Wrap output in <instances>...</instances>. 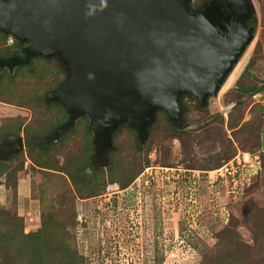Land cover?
I'll list each match as a JSON object with an SVG mask.
<instances>
[{"label":"rangeland","instance_id":"obj_1","mask_svg":"<svg viewBox=\"0 0 264 264\" xmlns=\"http://www.w3.org/2000/svg\"><path fill=\"white\" fill-rule=\"evenodd\" d=\"M252 2L255 7L254 37L230 74V83L222 86L217 97L208 100L204 111L196 109L194 101L185 99L189 107L186 119L190 125L187 129L200 127L197 134L184 144L177 139L152 142L147 154H144L145 149L139 154L120 147V155H114L116 166L119 159L128 164L127 156L132 154L139 166H143V170L126 187L120 188L116 182L108 181L99 194L91 197L77 195L71 172L64 173L61 167L69 165L71 155L83 148L79 145V137L72 139L80 134L81 125L61 144L60 141H53L42 155L32 148V160L26 157L29 149L23 148L7 168L16 181L15 190L0 187V206L5 205L0 207V264L72 263L66 260V251H60L63 249L59 245L60 250H56L50 240L42 243L46 250L42 251L43 257L37 261L21 244L20 231L24 234L36 232L44 213L50 215L52 223L63 221L62 229L74 236L82 264H199L201 261L205 264H264V169L259 161V154L264 153V88L243 100L242 109V121L255 110L261 114L256 132L260 141L258 147L251 151L241 150L239 147L250 144L253 138L245 130L231 136L232 132L224 122L225 107L235 104L226 101L224 93L231 89L256 43L257 60L250 68L253 74H250L248 84H259L262 81L260 78H263L264 0ZM4 41L8 44V39ZM50 68L55 73L54 78L59 79L61 73L56 68ZM24 73L26 71H22L21 79ZM33 76L40 82L36 78L39 77L37 71ZM48 84L42 81L40 87ZM44 94L43 90L39 96L44 97ZM7 101L12 104L3 103L8 106H1L4 109L0 110V123L16 117L25 118L26 122L41 116L50 118L58 108L51 102L44 106L36 105L32 97L18 101L11 96ZM31 103L36 107L32 108ZM220 117L231 147L237 149L233 159L237 156L242 161L239 175L243 183L234 197L222 185H210L203 178L199 179V174H194L193 183L191 179L181 181L182 177L190 178L187 175L202 170L186 168L184 164H196V160L215 157L227 148L225 140L213 127L214 123L220 124ZM45 129L44 126L38 130H31L30 125L27 127L29 135L35 130V142L41 145L46 143L42 138ZM18 136L22 140L26 138L22 131ZM159 144L163 145V150H159ZM165 161L169 166H164ZM90 170L86 169L89 176ZM121 175L122 172L117 171V177ZM61 197L66 198L63 204L59 203ZM7 213L13 219L21 217L22 220L11 222L12 217ZM73 214L74 224L63 218H70Z\"/></svg>","mask_w":264,"mask_h":264},{"label":"water","instance_id":"obj_2","mask_svg":"<svg viewBox=\"0 0 264 264\" xmlns=\"http://www.w3.org/2000/svg\"><path fill=\"white\" fill-rule=\"evenodd\" d=\"M190 1L0 0V32L26 43L0 67L11 72L37 56L61 64L66 77L48 98L67 114L62 130L87 118L102 162L120 125L142 142L156 110L189 128L180 98L189 94L205 107L253 40L252 0H207L197 11ZM23 148L20 136L7 135L0 159Z\"/></svg>","mask_w":264,"mask_h":264},{"label":"trees","instance_id":"obj_3","mask_svg":"<svg viewBox=\"0 0 264 264\" xmlns=\"http://www.w3.org/2000/svg\"><path fill=\"white\" fill-rule=\"evenodd\" d=\"M206 1L207 0H191L189 3V8L192 11H197ZM254 17L255 15H253L246 22V24L248 26H252L253 29L255 25ZM9 38L13 40L12 43L5 44L4 40ZM22 44L23 42H19L14 37L0 32V58L11 55L17 49H19ZM257 48L258 45L256 43L254 50L248 58V61L232 83L231 89L227 90L224 93V98L226 99V101L235 102V104L226 112V116L224 119L225 126L232 132L231 136L234 137L239 131L245 130L247 135L250 138H253L250 144H243V146L239 147L241 150L245 151H251L252 149L258 147L260 143L258 134H256V132L258 131L257 128L259 127L257 122L258 116L261 115L260 112L258 110H255V113H249L248 118L242 121V109L244 107L243 100L248 99L250 96L256 93H260L264 88V73L263 78H260V80L262 81H260L259 84L253 81L252 84H248L250 74H253L250 68L254 66L257 60V55H255V53L257 52ZM45 65L46 68H44ZM50 66L52 68H56L57 71L61 73V77L59 79L54 78L55 73L51 71ZM22 71H26V74L24 73L25 76L23 77V79H21ZM36 71L39 75V77L36 78L40 79V82L36 81L35 77L33 76ZM18 74L20 75L18 76ZM65 77L66 74L61 64H59L55 59L45 58L41 56L31 58L27 64H21L17 67H14L11 72H9L6 67H0V103L2 102L6 104H12L7 101L11 96L16 97L18 101L22 100L23 98L28 99L32 97L36 105L40 104L41 106H44L47 102H51L53 104H57L58 106L57 110H55L53 116L50 118L41 116L40 119L36 118L37 121H33L32 118H30L27 122L25 118L22 117H16V119H4L0 123V141L7 135L18 136L19 132L22 131V133L26 135V138L23 139L24 149H29V153L26 154V157L32 160L31 158L33 157V155L30 151L32 148L37 149L40 155H42L41 153L47 152L49 146L54 143L53 141H60L59 143L61 144V142L66 140L69 135L75 133L77 127L81 125L80 134H76V138L72 137V139L77 140V137H79V145H83V148H80V150L71 155L72 157L69 161V165L67 164L61 167L64 173L68 171L71 172V180L74 182L76 193L80 197H82L83 195L91 197L99 194L102 190H104L106 182L108 181L110 183L116 182V184H118L120 188H124L133 180V178H135L137 174H139L143 170V166L142 168L141 166H139V162L137 159L133 158V154L127 156V158L129 159V165L127 164V162L123 163L124 160L119 159V165L116 166L114 162V155H120L118 153L120 147L129 148V151H133V153L135 152L139 154L145 149L146 151L144 152V154H147L152 142L161 143L162 141L177 139L181 144H184V142H188V140L192 138V135L194 136L195 134H197V130L200 128L197 127L196 129H185L183 127H178L167 117L163 110H156L154 114V120L148 127L147 136L142 142L139 139L135 129L126 124L120 125L112 133L111 146L105 152L102 162H99L94 156L92 133L88 128L87 118L85 116H81L75 121L72 126L67 127L65 130H62V125L67 118V114L58 102L51 101L48 98V93L56 88L60 83H62ZM42 81L49 82V84L40 87ZM37 82H39V84ZM43 90L45 94L44 97L43 95L41 97L39 96V93L43 92ZM210 98L213 97L207 98L205 107H202L198 105V103L193 99L191 95H183L180 98L181 119L183 123L190 125V123H188L186 119L189 112V107L186 104L185 99L194 101V107L198 110L204 111ZM35 104H32V108L36 107ZM221 123L223 124L222 117H220V124L217 125L214 123L213 127L217 129L223 140H225V147L227 148L220 153H217L215 157L210 156L207 159L196 160V164H184L186 168L197 167L201 168L203 171L216 169L221 166L222 163L224 164L234 157L237 149L235 147H231V141L225 135V130L221 126ZM29 125L31 126V130H38V128L44 126L46 129L43 132L42 138L44 139V142L48 144L44 143L45 145H41V143H36L35 140L37 138V133H34L35 130H33L30 131V133L32 132V134L29 135L27 131V127ZM247 140L249 141V138H247ZM162 148L163 145L159 144V150H163ZM20 153L22 152L20 151L12 157H8L6 159H0V184L3 186L4 190H15L16 188V181L13 180L14 176L10 175V173L8 172L9 169L7 168L8 164L15 161ZM259 161H261V167L262 169H264V153L259 154ZM92 162H94V165H92ZM164 164V166H169L167 161H165ZM86 169H91L90 176L87 174L88 172L86 171ZM117 171L122 172L121 177H117ZM64 200H66V198L61 197L59 203L63 204ZM3 206L5 205H1L0 207ZM9 217L12 216L9 215ZM17 218L19 219L14 218V220L12 217L10 218V221L14 222L22 220L21 217ZM63 218L73 223L75 217L73 214L70 218L67 216ZM40 220V227L36 232L24 234L22 233V230L20 231V242L22 245L29 249L27 250L29 252V256L35 257V261H37L39 258L41 260V258L43 257L42 251L46 250L45 245L42 243L50 240L56 250H60L58 249L59 245L63 249L60 251H66L64 252L67 256L66 260L69 259V261L72 262L69 264H82V256L79 255L76 251L74 236L69 235L68 231L66 232L64 229H62L64 227L63 221H61L60 223L56 221V224L52 223L53 221L50 215H46V213L41 215ZM68 242L70 244H68ZM199 264H205V262L201 261Z\"/></svg>","mask_w":264,"mask_h":264},{"label":"built area","instance_id":"obj_4","mask_svg":"<svg viewBox=\"0 0 264 264\" xmlns=\"http://www.w3.org/2000/svg\"><path fill=\"white\" fill-rule=\"evenodd\" d=\"M12 43V39H8V44ZM232 104L225 107L227 111L231 108ZM226 111V110H225ZM226 111V112H227ZM241 160L238 159L236 156L234 159L227 161L223 166H220L219 168H216L214 170L208 171V170H200L195 173H190V178L188 177H182V182H188L190 179L192 180L194 174L196 176H200L199 179L203 178L206 183L210 185H222L223 188H225V191L232 197L237 193V191L240 190V187L242 186L243 179L239 175L240 170V164ZM244 162V161H243ZM170 170V167H166L165 169ZM194 172L195 170H191ZM184 176V175H183ZM187 178V179H185ZM193 183V180H192ZM229 196V197H230ZM231 197V198H232Z\"/></svg>","mask_w":264,"mask_h":264},{"label":"crops","instance_id":"obj_5","mask_svg":"<svg viewBox=\"0 0 264 264\" xmlns=\"http://www.w3.org/2000/svg\"><path fill=\"white\" fill-rule=\"evenodd\" d=\"M264 102V101H263ZM1 106H8V105H5V104H3V103H0V110H1V108H3V107H1ZM8 108H11V107H8ZM263 108H264V103H263ZM4 109V108H3ZM15 110H17V109H15ZM18 112V111H17ZM5 113H6V111H5ZM263 134H264V132H263ZM0 187L1 188H3V186L0 184ZM4 190V189H3Z\"/></svg>","mask_w":264,"mask_h":264},{"label":"bare ground","instance_id":"obj_6","mask_svg":"<svg viewBox=\"0 0 264 264\" xmlns=\"http://www.w3.org/2000/svg\"><path fill=\"white\" fill-rule=\"evenodd\" d=\"M231 80H232V76H229L223 87H226L230 83Z\"/></svg>","mask_w":264,"mask_h":264},{"label":"flooded vegetation","instance_id":"obj_7","mask_svg":"<svg viewBox=\"0 0 264 264\" xmlns=\"http://www.w3.org/2000/svg\"><path fill=\"white\" fill-rule=\"evenodd\" d=\"M26 43H23L19 48L23 47ZM13 54V53H12ZM9 56V55H8Z\"/></svg>","mask_w":264,"mask_h":264},{"label":"clouds","instance_id":"obj_8","mask_svg":"<svg viewBox=\"0 0 264 264\" xmlns=\"http://www.w3.org/2000/svg\"><path fill=\"white\" fill-rule=\"evenodd\" d=\"M13 41V40H12ZM256 94H258V93H256Z\"/></svg>","mask_w":264,"mask_h":264}]
</instances>
